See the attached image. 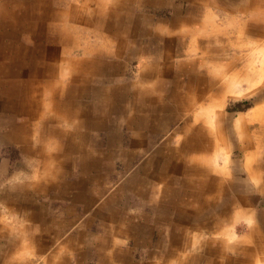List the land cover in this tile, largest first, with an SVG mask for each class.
Wrapping results in <instances>:
<instances>
[{"label": "crops", "instance_id": "0c3cea01", "mask_svg": "<svg viewBox=\"0 0 264 264\" xmlns=\"http://www.w3.org/2000/svg\"><path fill=\"white\" fill-rule=\"evenodd\" d=\"M20 2L0 0V264H264L261 141L257 167L218 174L186 111L218 64L169 53L210 0Z\"/></svg>", "mask_w": 264, "mask_h": 264}, {"label": "rangeland", "instance_id": "374dc122", "mask_svg": "<svg viewBox=\"0 0 264 264\" xmlns=\"http://www.w3.org/2000/svg\"><path fill=\"white\" fill-rule=\"evenodd\" d=\"M209 3H211L210 7H212L209 11L207 9L205 12L206 9L202 7L195 10L196 17L198 18L196 22L198 32L195 31L193 35V40H196L195 44L192 45L193 40L190 37H186V39L179 38L180 41L191 42V45L185 44L188 53L184 56L181 55V52L177 53L179 48L176 43L177 41L174 43L175 46L169 45L172 47L169 48L170 50L175 49L169 53H171L170 57L173 61H187L190 59L196 62L200 58L206 61L213 55V52H216L217 57L220 58L216 62L218 64L216 67L218 68L209 69L207 78L214 79H210L209 83L220 79L218 83L226 86L221 92V98L225 99L222 100L223 102H220L219 98L216 100L217 104L215 102L203 105L201 108L202 112L198 118L201 121L208 120L205 118V113L209 114V110L220 111L218 123L216 118L211 120L213 125L212 122L209 125H212V130L209 129L207 134L209 132L214 134L216 131L215 127H217L222 142L219 141L220 146L218 148L220 149L216 150L217 154H210V156L218 160V174L227 172L224 165L230 161L233 164L229 168L234 173L237 172L236 174L241 175L244 174V171L247 172L245 169L244 171L242 169L244 165H247L248 169L250 167L255 168L259 160V157L257 159L252 151H249L250 156L248 155L247 149L249 147L242 148V138L243 136L251 137L255 147L257 146V130L260 126L258 122L261 121V127H264V0H221L220 3L217 0H210ZM260 29L261 33L257 35V30ZM164 45L166 44L164 43ZM158 56H160V61H166V55L160 54ZM162 56L165 57L164 60L161 58ZM230 61H233L236 67L232 70L224 71L222 65ZM135 62L133 63V68L136 65ZM251 68L255 70L251 76L239 73L248 72ZM198 72L204 75L207 71L202 70ZM247 79H250V85L245 83L244 80ZM241 119H245L244 122L247 123L244 130L248 129V131L245 134L243 129H240V126H238V122ZM175 122L170 128V133L164 135H168L167 139L172 142L179 141L180 133L178 130L182 128L181 120L178 119ZM207 124L206 127L208 126ZM216 124L218 125L216 126ZM253 134L257 135L254 136ZM255 150L258 151L256 153H259L261 150V163L264 164V130L262 128L261 147L258 148L257 146ZM2 152L1 156L4 155L12 159L11 164L17 161L15 150L4 149ZM207 158L209 160V157L205 159ZM208 160L207 162L209 163L210 160ZM245 230V225L234 224V236L235 234H243Z\"/></svg>", "mask_w": 264, "mask_h": 264}, {"label": "bare ground", "instance_id": "6f19581e", "mask_svg": "<svg viewBox=\"0 0 264 264\" xmlns=\"http://www.w3.org/2000/svg\"><path fill=\"white\" fill-rule=\"evenodd\" d=\"M26 1H28V0H26ZM7 2H12V4L13 5H16V7H15V9H18V8H20V11L22 10V8H23V4H22V2H20V0H7ZM40 3H44L45 4V2H44V0H31V6H33L32 8H33V13L34 14H37V12L35 11V7L36 6H38V7H41V4ZM218 4V3H217ZM256 4L258 5V2L256 1ZM260 4V3H259ZM75 5V4H74ZM249 6V5H248ZM28 8L29 7H27V9H23V11L22 12H19V13H16L15 11L16 10H11L10 11V13L9 14H12L13 16H14V18L16 19V21L17 20H20V21H24V23H25V25H29L27 22H25V21H30L31 19H33V16L32 15H34V14H31L30 13V10L28 11ZM238 10V9H237ZM67 11V10H66ZM235 11V10H234ZM46 13H48V10H46ZM120 13V12H119ZM26 16H28V17H26ZM53 16V15H52ZM109 16V15H108ZM24 17H26L24 20H22V18H24ZM260 18V17H259ZM258 18V19H259ZM147 20V19H146ZM176 20V19H175ZM15 25H16V22H15ZM14 24H13V29L15 30V29H17V27L15 26ZM8 28V27H7ZM26 28V27H25ZM256 29V28H255ZM253 30V29H252ZM10 32H12V31H10ZM261 33V29L260 30H257V35L258 34H260ZM216 41V40H215ZM215 60L213 59V58H211V57H209V59H211L212 60V62H218V60L220 59L219 57H217V56H215ZM242 59V58H241ZM210 61V60H209ZM241 61H243V60H241ZM211 62V61H210ZM241 63V62H240ZM252 63V62H251ZM222 65V64H221ZM234 67H236L235 66V63L233 62V61H230V62H228V63H226V64H223L222 65V68H223V70L225 71H228V70H232V68H234ZM254 72H255V70L253 69V68H251L250 69V71H248V72H239L241 75H247V76H251V74H254ZM111 75V74H110ZM256 75V74H255ZM188 76H189V74H188ZM206 77H208V76H206ZM211 80H214L213 78H210ZM202 80V79H201ZM207 80V79H206ZM219 80L220 79H218V80H216V81H214V82H212L211 84H210V91H209V93H208V95H206V94H204V95H202L201 96V98H202V104H201V102L199 103V102H196V100L195 99H193V101H188V102H186V111H188L189 110V108H190V106L192 107L193 106V109H194V112H193V114L192 115H194L193 117H194V121H198V120H200L198 117H199V115H200V113L202 112L201 111V108H202V106L205 104V103H215L216 102V100H218L219 98H220V102H223L222 100L223 99H225V98H221V92L226 88V86L225 85H223V84H219L218 82H219ZM245 81V83L247 84V85H250L251 83H250V79H247V80H244ZM208 82L209 81H207V84H208ZM206 86V85H205ZM202 87V86H201ZM207 87V86H206ZM204 88V87H203ZM202 88V89H203ZM202 89H201V91H202ZM228 89V88H227ZM206 91V90H205ZM200 92V91H199ZM197 104H200L199 106H197ZM216 104H217V102H216ZM219 106L221 107V105L219 104ZM177 109V108H176ZM198 109H199V111H198ZM201 111V112H200ZM219 112L220 111H218V112H216V110H214V111H212V110H209V114H207V113H205V118L206 119H210L211 117V119L209 120L210 122H212L211 120H213V119H217V123H218V119H219ZM208 116V117H207ZM226 116V115H225ZM245 120V119H244ZM244 120L243 119H241V120H239V122H238V126H240V129H243V132H244V134L246 133V131H248V129L247 130H244V128L246 127V124H245V122H244ZM206 122H207V120H206ZM259 123V122H258ZM260 123H261V121H260ZM212 125H213V122H212ZM212 125H210V130H212ZM218 124H216V126H217ZM201 126V125H200ZM229 126V125H228ZM194 127V126H193ZM203 127H204V130H205V126L203 125ZM190 128V127H189ZM216 128V127H215ZM223 128V127H222ZM261 128H262V130H264V127H261V125L258 127V133H259V135H261ZM209 129V128H208ZM206 131H208V130H206ZM197 132H201L202 133V128H197ZM205 135V138H204V141H202L201 140V142L200 141H198V144H197V146H199V148H201V150H203V148H204V151H206V152H210V153H212V154H217L216 153V150L217 149H220V148H217V146H218V143L216 142V140L214 141L211 137H209L208 135L209 134H207V133H205L204 134ZM221 135H219V134H217V136H216V138H218V141H221V137H220ZM257 140L258 141H261V136H259L258 138H257ZM222 142V141H221ZM207 144V145H206ZM206 145V146H205ZM210 145H212V146H210ZM220 145V144H219ZM241 146H242V148L244 147V148H247V147H249L250 146V137H247V136H243V138H242V141H241ZM192 147V146H191ZM190 147V148H191ZM241 149V148H240ZM195 150V149H194ZM109 156V155H108ZM5 193V192H4ZM37 238V237H36ZM2 256V255H1Z\"/></svg>", "mask_w": 264, "mask_h": 264}]
</instances>
